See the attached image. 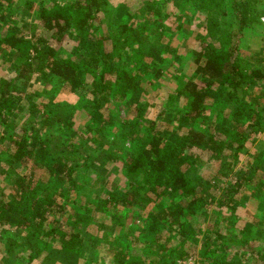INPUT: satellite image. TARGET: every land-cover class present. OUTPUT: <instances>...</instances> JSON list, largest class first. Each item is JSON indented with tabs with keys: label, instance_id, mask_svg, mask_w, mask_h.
Segmentation results:
<instances>
[{
	"label": "trees",
	"instance_id": "1",
	"mask_svg": "<svg viewBox=\"0 0 264 264\" xmlns=\"http://www.w3.org/2000/svg\"><path fill=\"white\" fill-rule=\"evenodd\" d=\"M182 1L203 14L198 44L187 51L190 72L173 64L162 41L172 32L158 3L144 0L138 19L108 0H0V59L13 73L0 76V225L14 228L1 233L3 264H80L102 242L86 230L96 216L122 225L123 208L139 216L152 203L137 235L105 237L112 264H177L190 252L198 264H264V227L239 223L237 212L250 199L264 209V144L255 166L232 169L245 143L264 133V65L240 51L246 33L262 27L263 0ZM32 13L39 22L27 20ZM38 26L59 30L51 38L71 40L73 51L60 53ZM159 75L171 96L150 120L148 93ZM78 132L103 161L121 163L125 190L92 197L75 157ZM204 153L219 160L222 186L193 174Z\"/></svg>",
	"mask_w": 264,
	"mask_h": 264
},
{
	"label": "rangeland",
	"instance_id": "2",
	"mask_svg": "<svg viewBox=\"0 0 264 264\" xmlns=\"http://www.w3.org/2000/svg\"><path fill=\"white\" fill-rule=\"evenodd\" d=\"M110 7H115L118 5L125 4L128 7V12L131 14L137 15L136 17L138 19H142L141 13H140V7L143 5L144 0H108ZM152 1L153 5L158 3L160 4L159 7L163 12L168 13V17L165 20L168 27H170V31L166 32V37L163 38L162 41H164L166 44L168 43L170 45L168 51L169 53H172L175 55L171 58L173 61V64L177 63H184V66L186 68V72H190L193 67V63L190 61V57L187 56V51L195 47V45L198 44V41L195 39V36L198 35L200 32L203 31V14L200 12V9H198L196 6L193 5H186L183 6L182 0H149ZM150 10V8H148ZM259 11L262 13V16L260 17L262 22V27L258 28L259 31H253L250 33L247 32L245 36V42L241 46V55L246 58H250L251 61H254V63L259 64L262 63L264 65V0L259 3ZM28 21L31 22H39V18H36L35 13L30 14L26 17ZM59 30L51 29L46 30L41 26H38L36 29V33H39L46 37L55 48L59 50L60 53L63 55L70 54L73 51L74 43L71 40H68L64 38L61 41H56L55 39H52V35H56ZM128 32L127 34H129ZM126 34V35H127ZM130 40L132 39V36H127ZM106 47L108 49L111 48L110 40H106ZM254 55L255 57H251ZM177 56V57H176ZM13 73H9L7 70L5 64L0 59V76H6L10 77ZM113 77V76H110ZM168 77V76H167ZM154 79L156 80V90H149L148 93V101L152 102L153 104L147 108L146 113L148 119H154L156 116L158 110H159V103L161 101V98L165 99L166 97H170L171 92L169 88V83L166 78L163 76H155ZM110 81H112V78H110ZM36 88H41L40 84L38 82L35 83ZM66 100L71 101V103L77 104L78 98L74 94H68L66 95ZM42 98L35 97L34 100L39 101ZM119 104V109L123 108L122 102H117ZM123 113V112H122ZM82 119V116H81ZM162 124H168L169 128L174 127L175 123L174 121H168L165 119H162ZM167 126V125H166ZM176 126V125H175ZM81 127V125H80ZM83 130V128H82ZM187 130V126H183L180 131ZM80 135L74 137V140L77 142L80 141L79 145V151L75 154V157L77 158V155L79 154L80 157L78 160L82 163H86V165H83L81 163L80 168L81 169H87L83 170L82 174L89 172L90 180L89 184L90 186H86V188L92 189V197H95L97 195L104 197L107 195L108 191H111L113 189L117 191L125 190L126 184L124 182V178L121 174V163L120 162H105L101 157H98V151H91L90 148H88L86 144V133L78 132ZM263 141V142H262ZM264 144V133L260 134L255 138V141L252 139H249L244 146V150L239 153L236 160L232 161V169L238 172L241 169L248 168L250 165L255 166L256 160L258 159L257 154L260 153L262 149V145ZM94 148V147H93ZM75 158V159H76ZM93 160V164H89V161ZM219 166V160H211L208 159V154L204 153L201 157L199 162L197 163V170L196 172L193 171L194 175H200L205 180H210V183L212 184V189L218 186H222L223 182L225 181V177L223 175L218 174V167ZM250 166V167H251ZM257 173L261 172L259 170H256ZM40 173V171H38ZM230 178V176H229ZM7 179L4 178V175L2 174L0 176V185L7 184ZM215 180H219L221 184H216ZM218 185V186H217ZM215 186V187H214ZM217 190V189H216ZM76 195V191L73 192L72 196ZM80 198H84L83 195L79 196ZM74 198V197H73ZM118 212L120 213V209L118 207ZM123 210L126 212L125 216L120 217V222L123 221L122 225H120L118 222L114 221L112 219V216H104V215H98L95 217V220L91 224L89 229H86L90 234L93 233L95 236V239L101 240L102 242L98 243L96 245L95 250H86L83 254V258L81 259L80 264L82 262L91 261V264H99L98 258L103 256L104 260L107 264H112V251L108 248V244L106 242L105 237H107V234L113 233H126L128 230L133 231V237L134 235H137L138 228L142 227L145 223H148L150 221V212L155 211L154 205L149 204L147 207L139 210V216H137L136 213L129 212V210H126L123 208ZM237 212L241 216V221L239 223H243L245 221H251L253 223L259 224V226L264 227V209L257 205L255 200L250 199L246 201H242L241 205L237 209ZM207 221L211 223V218H207ZM198 221L202 222V219H199ZM14 231L13 227H10L8 225H0V239H1V233L3 232L4 236L6 237L8 233H12ZM171 244V243H170ZM4 243L0 240V264H3V250H4ZM138 246H141L138 244ZM134 246L135 251H140L141 247ZM197 250V248H196ZM192 251H195L192 249ZM198 251V250H197ZM191 255H189L187 258L183 259L182 261H177V264H198L199 256L196 253L190 252ZM197 255V256H196ZM154 259L155 256L153 254H147V259ZM23 261V260H22ZM16 264H21L20 262H17ZM31 264H44L41 262L40 259H35L32 261ZM54 264H60L59 262H55Z\"/></svg>",
	"mask_w": 264,
	"mask_h": 264
}]
</instances>
